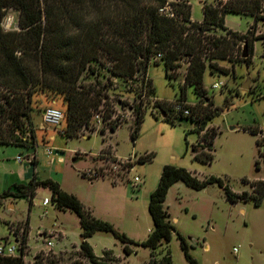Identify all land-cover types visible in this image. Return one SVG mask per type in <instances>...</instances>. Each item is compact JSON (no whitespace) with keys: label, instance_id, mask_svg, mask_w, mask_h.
<instances>
[{"label":"rangeland","instance_id":"1","mask_svg":"<svg viewBox=\"0 0 264 264\" xmlns=\"http://www.w3.org/2000/svg\"><path fill=\"white\" fill-rule=\"evenodd\" d=\"M188 1L192 18L198 21L203 17V3L221 5L227 0ZM167 10H172V7L168 5ZM257 14L258 17H254L227 12L224 16L225 26L234 31L245 33L251 27L248 36L253 42V54L249 63L240 60L243 41L233 39L225 29L208 25L201 34L193 33L194 27L189 29L192 36H202L203 52L207 55L202 82L206 95L220 108L206 126L218 131L210 163L198 161L191 153L192 145L199 139L195 121L181 117L172 124L165 120L162 112L151 106L154 97L148 103L139 135L132 141L130 127L134 116L128 108L118 104H115L113 118L121 124L115 131L108 127H105V133L83 128L79 136L68 137L60 132L65 120L60 127L44 126L41 118L44 107L52 104L64 111L65 103L60 94L38 91L32 97L31 113L35 140L28 143L32 147L29 155H33V162H28V155L21 162L16 159L19 154L26 156L28 149L23 146L0 144V193L14 182H27L33 169L32 173L38 180L57 181L93 215L113 224L133 241L142 242L153 226L148 202L164 165L184 167L201 179L211 175L221 177L235 192L250 191V182L264 179V154L260 152V145L264 143V0H259ZM17 21L18 12L12 8H8L0 18V24L6 30L18 28ZM219 36H226L229 40L226 46L228 56L211 60L222 69L208 65V56L216 50L214 40ZM155 58L159 63L152 62L148 66L155 97L174 100L181 93L188 56L179 59V66L173 71L176 77L173 78L166 75L163 60ZM217 80L224 85L213 89L211 84ZM110 94L112 99H125L130 104L138 100L134 101L131 94L119 92L117 88ZM185 97L191 105L199 101L191 86L186 87ZM93 120L96 127L103 125L100 113L98 116L95 114ZM251 128H256L258 133L251 132ZM48 148L51 153H48ZM145 154L154 156L138 162V157ZM128 158L135 161V168L129 173L123 167ZM113 165L116 169L102 177L90 179L82 175L88 170L110 169ZM134 175L143 179L137 192L126 181ZM44 197L51 199V191L45 186L37 188L31 205L27 197H0V241L14 240L11 231L15 229L22 233L28 221V252L24 264H37L34 254L40 251L44 252V258L51 254L59 256L63 264H73L75 259L82 260L83 264H92L77 256L82 232L78 215L69 209H59L52 200L43 205ZM164 208L176 232L159 247L158 256L168 251L172 264H190L177 233L186 239L188 251L198 264H264V199L259 205H255L252 199L232 203L217 183L194 189L178 180L169 187ZM45 209L47 213L43 214ZM50 230H60L62 234L53 239V245L49 247L43 240ZM87 240L98 256L104 249L113 251L116 261H103L107 264H144L150 257V248L134 244L129 245L133 251L125 254L124 244L110 232L96 231Z\"/></svg>","mask_w":264,"mask_h":264},{"label":"trees","instance_id":"2","mask_svg":"<svg viewBox=\"0 0 264 264\" xmlns=\"http://www.w3.org/2000/svg\"><path fill=\"white\" fill-rule=\"evenodd\" d=\"M167 4L172 7L173 16L159 11ZM8 8L18 12V28L6 30L0 24V144L28 146V143H34L32 97L38 91L62 95L65 103L62 134L68 137L79 136L83 128L105 133V127H108L115 131L121 124L113 118L115 104L128 108L134 116L130 127L132 141L137 139L150 98L154 97L151 106L158 108L165 120L172 124L181 117L195 121L199 139L192 145L191 153L203 163L213 160V143L218 131L206 126L220 108L206 95L203 86L207 55L203 52L202 36H192L189 29L194 27L193 33L196 34L203 33L208 25L225 29L233 39L242 40L243 46L246 45L247 55L243 57L242 50L240 60L249 63L253 54V42L248 36L251 27L245 33L234 31L225 26L224 16L227 12H236L258 17L259 0H227L221 5L205 2L201 21L191 20V4L187 0H0V18ZM214 42L216 50L214 47L215 52L208 56V65L222 69L211 59L227 58L229 40L226 36H219ZM218 42L223 45L219 46ZM157 53L161 54L159 58L163 60L169 78L176 77L173 71L179 66V59L188 56L181 93L174 100L155 97L148 66L152 62L159 63L154 59ZM187 86L193 87L199 100L193 105L186 101ZM115 87L119 92L131 94L134 101L138 100L130 104L125 99H112L110 93ZM175 104L187 108L189 114L176 109ZM99 113L103 125L96 127L93 117ZM250 131L258 133L256 128ZM256 143L259 144V139ZM153 156L140 155L137 161L145 162ZM82 175L86 176L85 173ZM178 180L194 189L217 183L232 203L252 199L255 205H259L264 199V179L250 182V191L235 192L221 177L211 175L201 179L184 167L164 165L148 202L153 226L144 241L135 242L113 224L93 215L76 196L64 191L52 179L38 180L33 174L27 182L10 184L0 197H27L31 205L37 188L48 187L50 201L59 209H69L78 215L82 232L77 256L92 264L116 261L111 249H104L100 256L94 253L87 239L96 231L112 233L124 244L127 255L133 251L129 245L150 248V257L144 264H172L169 252L158 256V249L176 232L164 201L169 187ZM244 181L248 182L247 179ZM26 222L20 254L0 256V264H24L22 256L28 237ZM177 235L190 264H198L188 251L186 239L179 233ZM44 257V252L36 253L35 262L63 264L59 256ZM73 264L83 263L75 259Z\"/></svg>","mask_w":264,"mask_h":264},{"label":"built area","instance_id":"3","mask_svg":"<svg viewBox=\"0 0 264 264\" xmlns=\"http://www.w3.org/2000/svg\"><path fill=\"white\" fill-rule=\"evenodd\" d=\"M167 5L159 8V11L162 13H166L170 16H173V10H167ZM161 54L157 53L156 57H160ZM224 85V83L222 81H214L211 84V87L213 89H217V88H221ZM174 107L176 109H182L184 114H189V110L187 108H183L181 104H175ZM96 116H98V114H96ZM41 117H42V122L43 125L45 126H57L60 127L62 124V121L64 119V111L61 108H58L54 105H47L46 107H44V109L42 110L41 113ZM61 133L63 132V129H61L60 131ZM48 153H51V149H47ZM260 152L262 154H264V143H262L260 145ZM27 157L26 156H22L21 154L17 155L16 159L21 162L23 161V159ZM28 162L32 163L33 162V155H28L27 157ZM125 170L129 173L131 170H133L135 168V161L132 160V158H128L126 160L125 163ZM116 169V165H113L110 169L109 168H103L101 170H88L85 172L86 176H89L90 178H97V177H102L104 175L109 174V172L111 170H115ZM127 183L129 184V186L131 187V189L134 192H137L138 190L141 189L142 186V182L143 179L141 176L139 175H134L132 178H127L126 179ZM50 202V199L48 197H44L42 200V204L43 205H47ZM47 213V209L44 210L43 214ZM11 233L14 236V240L10 241V242H5V241H0V256L3 255H18L21 252V246H22V233L16 232L15 229L11 231ZM62 234V232L60 230H50L49 232H47V236L45 237L44 244L46 246H52L53 245V239H55L56 237H59ZM25 253L23 254V260L25 262V257L27 255L28 252V245L26 243V247L24 248ZM234 251L236 252L237 249L234 248ZM35 256V254H34ZM33 261V260H32Z\"/></svg>","mask_w":264,"mask_h":264},{"label":"crops","instance_id":"4","mask_svg":"<svg viewBox=\"0 0 264 264\" xmlns=\"http://www.w3.org/2000/svg\"><path fill=\"white\" fill-rule=\"evenodd\" d=\"M187 1H188V0H187ZM188 2H189V1H188ZM191 20H193V21H197V20H194V19L192 18V16H191ZM201 20H202V19H201ZM201 20H198V21H201ZM41 118H42V117H41ZM23 147L26 148V149H28L26 155L32 154V152H31V151H32V150H31L32 147H30V146H23ZM29 149H30V151H29ZM114 156H115V155H114ZM115 157H116V156H115ZM116 158H117V157H116ZM29 163H30V162H29ZM31 164H32V163H31ZM32 171H33V169L31 170L30 175H28V176H29V177L27 178L28 180H29V178H30V176H31ZM33 174H34V172L32 173V176H33ZM27 179H26V180H27ZM30 179H31V178H30ZM24 182H25V181H24ZM150 230H151V229H150ZM150 230H149V231H150ZM90 237H91V236H90ZM90 237H89V238H90ZM89 238H88V239H89ZM27 245H28V244H27ZM77 250H78V248L76 249V251H77ZM146 262H147V261H146ZM146 262H145V263H146Z\"/></svg>","mask_w":264,"mask_h":264},{"label":"water","instance_id":"5","mask_svg":"<svg viewBox=\"0 0 264 264\" xmlns=\"http://www.w3.org/2000/svg\"><path fill=\"white\" fill-rule=\"evenodd\" d=\"M243 51H244V52H243L242 56L245 57V56L247 55V53H246V45L243 46ZM162 115H163V113H162ZM163 116H164V115H163ZM80 238H81V237H80Z\"/></svg>","mask_w":264,"mask_h":264}]
</instances>
